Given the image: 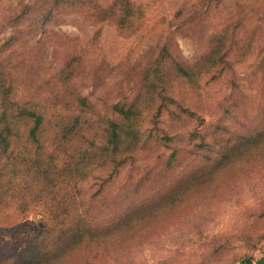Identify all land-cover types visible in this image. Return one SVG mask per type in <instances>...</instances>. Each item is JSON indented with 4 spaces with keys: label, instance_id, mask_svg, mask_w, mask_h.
Segmentation results:
<instances>
[{
    "label": "rangeland",
    "instance_id": "374dc122",
    "mask_svg": "<svg viewBox=\"0 0 264 264\" xmlns=\"http://www.w3.org/2000/svg\"><path fill=\"white\" fill-rule=\"evenodd\" d=\"M33 1L0 0V18ZM98 7L106 9L108 18L87 16ZM31 16L24 14L20 26ZM44 28L47 33L36 31L28 43L31 55L44 61L40 71L73 61L72 83L101 110L132 99L143 66L161 46L170 52L167 63L173 57L189 64L226 33L222 63L198 75V83L175 79L170 84L174 104L193 112L177 141L161 145L148 140L109 174L93 170L78 183L77 195L89 220L101 225L169 185L208 176L207 169L215 164L202 189L186 188L178 205L161 206L141 243L111 264L264 263L262 143L251 155H234L228 164L213 160L218 149L228 150L242 136L263 130L264 0H82L54 8ZM11 31L10 26L0 33V43ZM142 119L150 124L151 114ZM189 127L205 132L206 139L191 136ZM174 145L177 153L172 155ZM13 199L17 208L0 211V255L21 248L29 228L52 222L43 200L21 203L18 194ZM23 206L25 212L16 210ZM222 234L230 235L226 249L211 243L213 235Z\"/></svg>",
    "mask_w": 264,
    "mask_h": 264
},
{
    "label": "trees",
    "instance_id": "16d2710c",
    "mask_svg": "<svg viewBox=\"0 0 264 264\" xmlns=\"http://www.w3.org/2000/svg\"><path fill=\"white\" fill-rule=\"evenodd\" d=\"M77 1L82 0H34L0 18V33L12 27L0 43V211L17 208L12 205L13 196L18 194L21 203L27 198L43 200L52 215L50 224L27 230L21 248L0 255V264H111L141 243L143 233L155 225L161 206L168 202L171 207L178 205L186 188L202 189L203 181L216 168L213 164L207 169L208 176L198 175L188 185L167 186L105 224L89 220L77 195L78 183L93 170L109 174L150 139L161 145L177 141L193 112L174 104L170 84L175 79L198 83V75L222 63L226 33L222 30L209 51L189 64L173 57L167 63L170 52L166 45L161 46L152 62L143 66L132 99L112 102L101 110L72 83L73 61L66 60L51 71L45 68L41 71L46 74H42L40 63L44 61L32 56L28 47L33 33L41 29V35L48 32L44 25L54 8ZM124 2L130 4V0ZM29 12L32 16L21 27L20 18ZM87 16L108 18L103 8ZM120 19L126 21L127 15ZM148 113L150 124L142 119ZM262 125L263 130L249 132L232 142L228 150L218 149L213 160L228 164L234 155H251L260 143L262 155L264 119ZM187 129L191 136L199 134L200 140L206 139L205 132ZM176 153L174 145L172 155ZM16 210L25 212L24 206ZM211 239L213 244L219 242L218 249H226L231 241L229 234Z\"/></svg>",
    "mask_w": 264,
    "mask_h": 264
}]
</instances>
